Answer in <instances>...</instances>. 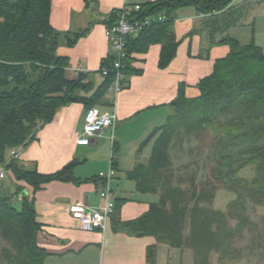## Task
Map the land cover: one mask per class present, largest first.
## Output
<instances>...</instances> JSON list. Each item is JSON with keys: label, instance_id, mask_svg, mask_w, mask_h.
<instances>
[{"label": "trees", "instance_id": "16d2710c", "mask_svg": "<svg viewBox=\"0 0 264 264\" xmlns=\"http://www.w3.org/2000/svg\"><path fill=\"white\" fill-rule=\"evenodd\" d=\"M233 1L157 0L141 10L165 20L126 40L124 79L136 44L145 50L161 43L159 66L166 67L176 49L171 19L178 9L191 7L215 13L200 19V26L207 31L210 45L229 50L197 84L198 97L186 98L179 86L165 124L142 144L157 136L148 161L126 174L138 193L158 194V202L134 220H114L115 230L152 237L170 249L189 250L193 264H211L212 254L216 264H237L241 252L234 245L255 228L246 217L247 205H264V55L256 45L241 46L226 34L241 18L238 9H232ZM49 15L50 0H0V167L10 150L34 140L60 108L79 103L87 112L103 104L113 82L112 74L103 77L86 97L91 89L84 75L66 79L68 60L56 51L67 34L52 29ZM114 21L115 17L107 26ZM78 37H67V46ZM175 138L179 141L176 158L170 150ZM73 166L40 175L23 170L11 159L5 169L34 195L50 181L76 182ZM244 169L253 171L251 179L239 177ZM218 190L235 195L224 211L212 208ZM116 208L117 200L113 216ZM35 219L34 199L24 188L15 187V200L0 199V242L4 244L0 264H42L46 254L36 243ZM155 257L156 246L147 247L146 264H155Z\"/></svg>", "mask_w": 264, "mask_h": 264}, {"label": "crops", "instance_id": "0c3cea01", "mask_svg": "<svg viewBox=\"0 0 264 264\" xmlns=\"http://www.w3.org/2000/svg\"><path fill=\"white\" fill-rule=\"evenodd\" d=\"M156 1L50 0L52 29L71 39L79 35L71 47L67 46V37H61L56 51L68 60L66 79L77 80L79 75H84V82L90 84L91 91L86 95L89 97L103 81L100 69L110 63L104 29L115 13L124 7ZM231 6L233 10L238 9L241 18L226 32L228 37L241 46L254 44L264 55V0H234ZM200 22L194 8L184 7L174 13L169 30L176 49L166 67L159 66L161 43L150 44L145 50L137 44L131 47L121 92L112 102V94L107 89L103 104L95 107L101 113H115L112 145L108 130L93 138L88 146L75 144L82 132L86 109L82 104L72 103L60 108L53 120L40 128L35 139L14 159L23 170L40 175L53 174L74 163L71 173L76 182L50 181L32 195L30 187L16 183L4 168L0 199L15 200L16 186L24 188L34 199L35 220L39 226L36 243L46 254L42 264H146V249L153 245L156 246L155 264H172L171 255L176 249L157 244L152 237H135L125 230H115L114 220H134L150 204L158 202V194L138 193L135 182L127 180L126 174L137 164L148 161L157 136L142 144L165 124L179 86H183L186 98L198 97L199 81L211 73L217 59L228 54L226 46L210 45L208 33ZM8 157L4 164L9 161ZM110 157L114 165L111 187L117 200L115 215H111L101 231H83L79 222L69 216L67 206L82 201L90 206L99 204L98 190L102 183L98 175L108 170ZM234 199L235 195L226 205ZM178 251L181 260L182 250Z\"/></svg>", "mask_w": 264, "mask_h": 264}, {"label": "built area", "instance_id": "2783aa9c", "mask_svg": "<svg viewBox=\"0 0 264 264\" xmlns=\"http://www.w3.org/2000/svg\"><path fill=\"white\" fill-rule=\"evenodd\" d=\"M143 13L144 11L141 10L140 5L124 7L115 13V21L104 29V35L110 47L108 53L110 65L101 68L100 74L102 77H108L110 74L113 75V82L108 87V92L112 94V102L123 88V70L127 58L126 40L138 36L143 29L165 20V17L162 15L153 16ZM212 14L196 12V18L200 20ZM115 126L116 117L114 112L101 113L97 108H91L85 113L82 132L76 137L75 144L77 146H88L93 138L99 137L105 130H108L110 132L108 139L112 145ZM25 143L10 150L8 155L9 160L18 157V153L24 148ZM6 164L0 167V178L4 176ZM113 176L114 169L112 157H110L107 172L98 175V179L102 183L98 190L99 204L97 206H90L87 202L82 201L67 206L69 216L79 222L81 230L86 232L101 231L111 215H113L116 200L115 192L111 187Z\"/></svg>", "mask_w": 264, "mask_h": 264}, {"label": "rangeland", "instance_id": "374dc122", "mask_svg": "<svg viewBox=\"0 0 264 264\" xmlns=\"http://www.w3.org/2000/svg\"><path fill=\"white\" fill-rule=\"evenodd\" d=\"M171 151L173 156L176 158L177 152L176 148L179 146V141L175 138L172 141ZM106 145V144H105ZM110 145L107 142V146ZM105 146H103L104 148ZM188 146L185 145V148ZM106 149V147H105ZM8 153L6 158L8 157ZM5 158V159H6ZM9 158V157H8ZM185 157H183L184 159ZM107 172V171H106ZM102 172V173H106ZM253 176V171L251 169H244L239 173V177L246 179ZM7 180V179H6ZM6 182V181H4ZM113 190V188H112ZM115 191V190H114ZM234 195L231 193H226L224 191H217L215 195V199L213 201L212 208L217 211H224L226 208L227 201L233 199ZM18 207V206H17ZM246 217L249 222L255 225V228L252 229L253 233L245 232L243 238L240 239L237 244H235V248L241 252L239 255V260L237 264H264V205L261 207L252 206L250 204L247 205ZM4 246L2 242H0V247ZM176 250L174 255H171L172 264H177L181 261L182 264H193L192 256L189 250H182V258L180 260V252ZM178 254V257L175 255ZM177 260V261H176ZM211 264H216V255L212 254L211 256Z\"/></svg>", "mask_w": 264, "mask_h": 264}]
</instances>
